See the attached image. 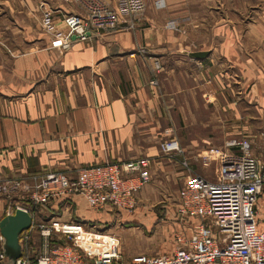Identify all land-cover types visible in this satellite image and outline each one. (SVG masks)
Masks as SVG:
<instances>
[{
  "label": "crops",
  "instance_id": "obj_1",
  "mask_svg": "<svg viewBox=\"0 0 264 264\" xmlns=\"http://www.w3.org/2000/svg\"><path fill=\"white\" fill-rule=\"evenodd\" d=\"M63 1L0 0V185L151 158L152 182L134 212L96 211L78 196L62 206L25 204L36 224L58 218L103 231L115 216L134 224L138 233L117 235L123 264L171 255L176 227L168 219L185 173L180 158L160 151L167 131L195 173L210 148L241 154L247 145L264 164V0H145L134 31L98 34L67 50L41 23L51 12L55 32L65 34V17L82 10ZM171 21L184 32L167 29ZM171 184L181 187L162 192ZM16 198L23 199L0 192V221ZM258 220L264 230V191ZM45 251L34 232L27 257L35 264Z\"/></svg>",
  "mask_w": 264,
  "mask_h": 264
},
{
  "label": "built area",
  "instance_id": "obj_2",
  "mask_svg": "<svg viewBox=\"0 0 264 264\" xmlns=\"http://www.w3.org/2000/svg\"><path fill=\"white\" fill-rule=\"evenodd\" d=\"M64 1L82 10L81 14L65 17V34L55 32L51 12L45 11L41 21L53 35L54 44L62 50L69 49L75 41L87 42L98 34L134 31L138 18L147 10L145 0H117L116 8L103 0ZM166 28L180 31L174 21ZM166 133L160 151L170 160L180 158L185 173L184 185L175 202L176 216L168 219L176 227V249L171 255H138L129 264H264V230H260L258 220L264 164L252 156L247 145L241 147V154L210 148L198 160L206 169L216 164L211 180L195 173L180 142L169 135L170 131ZM152 166L153 160L148 157L120 164L105 163L83 168L75 178L65 173H50L30 181L8 182L0 185V192L9 198H26L35 208L58 199L71 201L78 196L96 211L112 207L131 213L139 207V193L152 182ZM17 209L31 214L27 205L10 204L6 215L14 214ZM34 232L46 247L36 264H123L119 237L81 222H64L58 218L34 222L21 235L23 256L15 264H33L26 254ZM3 260L7 258L1 252L0 261Z\"/></svg>",
  "mask_w": 264,
  "mask_h": 264
},
{
  "label": "water",
  "instance_id": "obj_3",
  "mask_svg": "<svg viewBox=\"0 0 264 264\" xmlns=\"http://www.w3.org/2000/svg\"><path fill=\"white\" fill-rule=\"evenodd\" d=\"M34 223L33 216L22 209L4 217L0 221V234L3 239V254L10 264H15L23 256L20 244L21 235L30 230Z\"/></svg>",
  "mask_w": 264,
  "mask_h": 264
},
{
  "label": "rangeland",
  "instance_id": "obj_4",
  "mask_svg": "<svg viewBox=\"0 0 264 264\" xmlns=\"http://www.w3.org/2000/svg\"><path fill=\"white\" fill-rule=\"evenodd\" d=\"M63 1V0H62ZM63 2H65V1H63ZM66 3V2H65ZM70 4V3H69ZM71 5H73V4H71ZM179 29H180V31H174V32H178V33H183L184 31L179 27ZM169 135H171L172 137H175V135H176V133L172 130L171 131V133L169 134ZM176 138V137H175ZM253 156V155H252ZM196 165V164H195ZM196 173H198V174H200V175H209L210 177H214V172H215V169H216V164H212V166L211 167H209V168H203L202 167V163H201V161H199L198 160V163H197V166H196ZM207 177L208 179H211L210 177ZM13 182V181H12ZM11 182V183H12ZM11 183H9V185L11 184ZM180 185L179 184H171L170 186H167V187H164V189L162 188V192H163V190H165V192H166V190L170 193V192H172V193H175V191H177L178 189H180ZM167 192V193H168ZM17 195V194H16ZM15 196V195H14ZM25 200H26V198H25ZM25 200H19V199H15L13 202H12V205H13V207H15V206H26V204H25V202L27 201H25ZM29 203V202H28ZM31 209V208H30ZM71 215L73 214L72 213V210H70V212H69ZM116 214H118V213H116ZM73 217H74V215H73ZM158 217H160L159 215H158ZM161 218V217H160ZM119 219H120V217H118V216H115V218L112 220V221H108V222H104L103 223V228H101V230H103V231H110V232H114L115 234H116V236L118 235V236H120L121 237V235H122V233H126V234H129L131 231H132V233H135V232H137L138 230H130V228L131 227H136L134 224L132 225V224H130V223H127V222H120L119 221ZM74 220H75V218H74ZM122 232V233H121ZM153 232H154V230H153ZM138 233V232H137ZM148 235H150L151 236V234H148ZM121 244H122V241H121ZM126 245V244H125ZM122 257H123V253H122Z\"/></svg>",
  "mask_w": 264,
  "mask_h": 264
},
{
  "label": "trees",
  "instance_id": "obj_5",
  "mask_svg": "<svg viewBox=\"0 0 264 264\" xmlns=\"http://www.w3.org/2000/svg\"><path fill=\"white\" fill-rule=\"evenodd\" d=\"M54 202H59V206H62V205H64L65 203H67V202H70L68 199H58V200H55ZM76 222H78V221H76ZM80 222V221H79ZM5 264H10L9 263V261L7 260V263H5ZM35 264H36V262H35Z\"/></svg>",
  "mask_w": 264,
  "mask_h": 264
}]
</instances>
